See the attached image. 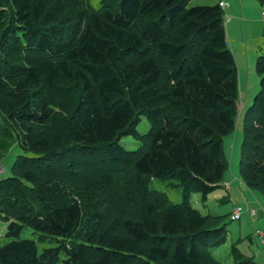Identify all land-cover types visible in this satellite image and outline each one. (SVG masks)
Listing matches in <instances>:
<instances>
[{"label":"trees","instance_id":"trees-1","mask_svg":"<svg viewBox=\"0 0 264 264\" xmlns=\"http://www.w3.org/2000/svg\"><path fill=\"white\" fill-rule=\"evenodd\" d=\"M188 3L0 0V126L24 151L0 179V218L13 237L0 243V264H55V249L18 238L25 226L58 239L64 264H206V248L225 241L220 217L191 195L205 201L222 186L238 69L220 2ZM256 68L240 174L264 195V53ZM123 133L139 146L126 148ZM80 154L110 167L70 182ZM112 167L129 171L123 185ZM155 177L177 181L181 200L160 201ZM232 250L235 264H257Z\"/></svg>","mask_w":264,"mask_h":264},{"label":"rangeland","instance_id":"rangeland-1","mask_svg":"<svg viewBox=\"0 0 264 264\" xmlns=\"http://www.w3.org/2000/svg\"><path fill=\"white\" fill-rule=\"evenodd\" d=\"M4 1V0H2ZM94 8L99 7L100 0H87ZM233 6L226 7L224 11V25L227 31V40L231 47L238 69V115L234 128L222 139L223 153L227 159V168L223 176L222 186L211 192L205 201L201 193L193 192L191 201L194 207L202 214H214L219 216V223L225 224L227 236L224 242H212L206 248V264H235L232 243L236 244L240 251L249 257H253L257 264H264V243L259 236L264 229L260 228L264 222V195L257 187L249 186L240 174L241 147L244 137L243 116L246 108L252 103L254 96L260 90L261 75L256 68L257 58L264 53V7L259 0H226ZM219 0H189L188 6L213 5ZM227 17H229L227 19ZM2 125V119H0ZM150 124L145 116L138 125V130L145 133L149 130ZM7 133V134H6ZM120 142L128 149H136L139 141L134 137L122 134ZM24 151L19 146L17 138L12 136L0 126V179L10 175V167L17 156ZM32 154L31 152H27ZM82 161V168L76 174L71 173L70 182L84 183L85 174L96 175L97 171L110 167L107 162L92 164L89 157L79 155ZM100 158V157H99ZM92 159V158H91ZM102 159V158H100ZM52 160H48L51 162ZM71 166L67 163V166ZM65 166V167H67ZM94 168V169H93ZM91 171H94L91 173ZM116 175V181H122V185L129 171L122 174V170L111 168ZM121 176H118V175ZM81 176V177H80ZM84 177V178H83ZM69 180V179H68ZM149 182L158 199L167 202H178L181 200L180 188L175 180H162L157 177L150 178ZM121 184L116 183L120 190ZM162 191V192H161ZM153 196L154 193H151ZM161 197V199H160ZM241 206V216L231 219V213L235 207ZM127 208H129L127 206ZM253 209L256 213L252 214ZM263 218V220H262ZM7 221L0 218V243H6L13 239L5 235ZM215 224V221H211ZM18 238H34L38 240V248L55 249L58 256L55 264H64L67 257L62 251L60 241L49 236L36 233L31 227L25 226ZM69 246V245H68ZM154 264H172L171 259Z\"/></svg>","mask_w":264,"mask_h":264},{"label":"built area","instance_id":"built-area-1","mask_svg":"<svg viewBox=\"0 0 264 264\" xmlns=\"http://www.w3.org/2000/svg\"><path fill=\"white\" fill-rule=\"evenodd\" d=\"M220 5H221V7L224 9L225 6L227 5V3H224L223 1H220ZM228 18H229V17H227V19H228ZM2 170H3V169H2ZM2 170L0 169V172H1ZM251 210H252V214L256 213L253 209H251ZM242 211H243V208H242L241 206L235 207V208L233 209L232 213H231V219H233V220L238 219V218L241 216ZM259 236L261 237L262 242L264 243V232H260V233H259Z\"/></svg>","mask_w":264,"mask_h":264},{"label":"crops","instance_id":"crops-1","mask_svg":"<svg viewBox=\"0 0 264 264\" xmlns=\"http://www.w3.org/2000/svg\"><path fill=\"white\" fill-rule=\"evenodd\" d=\"M220 1H223L224 3H227V5L225 6V8H224V11H225V9H226V7H231V6H233L232 4H230V2L229 1H226V0H219V2ZM262 220H263V218H262ZM263 222H264V220H263ZM260 228H262V229H264V224H263V226H261Z\"/></svg>","mask_w":264,"mask_h":264}]
</instances>
